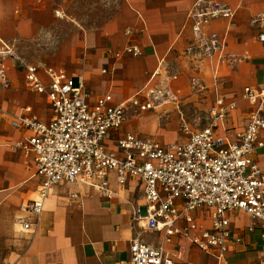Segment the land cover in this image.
<instances>
[{"label": "crops", "instance_id": "1", "mask_svg": "<svg viewBox=\"0 0 264 264\" xmlns=\"http://www.w3.org/2000/svg\"><path fill=\"white\" fill-rule=\"evenodd\" d=\"M195 1L120 0L114 14L88 31L70 18L67 34L65 29L54 30L67 22L64 17L63 22L58 19L61 16L56 12L68 11L73 0H0V41L37 42L39 37L48 36L52 45L49 49L55 53L43 57L47 59L44 61H30L23 56L24 60L41 67H66L85 82L92 104L107 93L113 96V103L130 98L163 68L166 74L179 77L175 83L179 99L175 108L179 109L184 79L191 87L190 80L197 77L203 86L196 89L199 96H211L212 101L195 120L179 110L180 125L184 116L194 129L205 127L211 107L222 96L227 102L237 103L219 130L233 139L256 109L243 98L244 88L264 85V43L258 37L260 29L252 23V18L264 11V0H220L234 11L231 19H219L207 27L226 40L230 59L221 61L203 59L188 51L193 39L189 12ZM128 44H137L142 55H122ZM25 73L23 64L8 62L11 86L0 90V264H128L132 238L140 235L145 241L159 243L162 236L143 231L135 219L139 203L144 202L145 182L140 178L130 177L120 183L117 173L108 171L103 178L95 177L83 184L62 181L50 189L39 219L29 228L24 227V220L30 219L27 207L39 198L43 176L37 173L34 152L11 147L33 135L29 129L16 128L13 121L27 105L39 120H49L53 114L47 95L35 91ZM39 74L44 82L49 81L43 69ZM158 110L140 112L135 122L111 131L104 140L106 149L123 158L118 138L127 132L154 139L137 133V125L140 114ZM258 160L264 166V152L259 153ZM104 181L108 194L102 189ZM177 204L182 210V201ZM196 217L201 224L211 225L209 210L199 209ZM248 225L249 215L234 210L231 234L239 236L240 241H231L221 260L216 254L198 249L190 239L176 237L170 248L176 251L182 246L185 257L175 263L263 264L262 230L249 232Z\"/></svg>", "mask_w": 264, "mask_h": 264}, {"label": "built area", "instance_id": "2", "mask_svg": "<svg viewBox=\"0 0 264 264\" xmlns=\"http://www.w3.org/2000/svg\"><path fill=\"white\" fill-rule=\"evenodd\" d=\"M233 15L232 8L220 0H196L189 12L193 39L188 51L211 61L230 59L225 38L207 27ZM252 23L260 29L258 37L264 43V11L255 15ZM142 53L137 44H128L121 54L138 57ZM11 61L24 65L31 87L46 94L53 108L51 118L45 121L33 115L32 107L27 105L13 121L16 128L29 129L33 135L11 147L34 152L37 173L43 176L39 198L27 207L30 219L24 220L25 228L39 219L44 201L56 184L65 180L83 184L115 171L120 183L130 177L145 182L146 214L142 215L138 207L135 219L143 231L162 234L159 243L145 241L140 235L132 238L128 264H176V259L185 257L182 246L176 251L170 248L174 247L176 237L190 239L198 249L216 254L221 260L231 241H240L239 236L231 234V214L238 209L249 215V232L262 230L264 249V166L258 160L259 153L264 152V85L244 88L243 98L256 109L233 139L219 130L237 103L219 96L202 129H194L182 117L180 127L186 142L164 145L127 132L118 138V147L125 154L120 158L104 146L107 135L135 122L140 112L178 107L177 74L168 75L163 68L158 69L130 98L113 103V96L107 93L92 104L85 82L80 78L76 83L66 67H41L27 62L13 44L2 40L0 90L11 86ZM41 69L48 82L40 77ZM190 85L203 87L197 77H192ZM106 186L104 181L102 189L108 194ZM179 200L182 210L177 204ZM201 208L209 210L210 226L197 220L196 212Z\"/></svg>", "mask_w": 264, "mask_h": 264}, {"label": "rangeland", "instance_id": "3", "mask_svg": "<svg viewBox=\"0 0 264 264\" xmlns=\"http://www.w3.org/2000/svg\"><path fill=\"white\" fill-rule=\"evenodd\" d=\"M109 1L108 4L107 0H73L69 5L70 8L68 11L61 9L56 12V15H60V12L64 14L67 22L62 23L61 26L57 25L54 30L57 32L59 28L61 30L65 29L68 34L70 18L80 22L87 31L100 26L109 16L114 14L120 4V0ZM64 18L58 17L62 22ZM35 41L37 42L27 40H23L21 43L11 42L16 47L18 46L19 51L22 53L20 55L30 61H44L47 59L43 57L48 56L50 53H55L56 50L50 51L49 49L52 45L49 43L48 36L43 35ZM75 82L78 83L77 78H75ZM196 89L198 88H191L187 80L184 79V98L182 97L180 108L178 109L172 106L159 109L155 112L144 113L146 115L140 114L137 133L143 136H150L164 145L172 142H186L187 139L180 138L183 132L180 128V115L178 111L182 110L187 118L195 120L204 113L212 101L211 96L202 99ZM42 105L44 104L42 103ZM139 207L142 215H145L146 203L140 202ZM145 238L149 239V236L146 235Z\"/></svg>", "mask_w": 264, "mask_h": 264}, {"label": "bare ground", "instance_id": "4", "mask_svg": "<svg viewBox=\"0 0 264 264\" xmlns=\"http://www.w3.org/2000/svg\"><path fill=\"white\" fill-rule=\"evenodd\" d=\"M60 16H61V17H64L65 15H64V14H62V13L60 12Z\"/></svg>", "mask_w": 264, "mask_h": 264}]
</instances>
